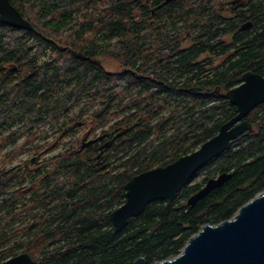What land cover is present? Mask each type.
Returning a JSON list of instances; mask_svg holds the SVG:
<instances>
[{"label":"trees","instance_id":"trees-1","mask_svg":"<svg viewBox=\"0 0 264 264\" xmlns=\"http://www.w3.org/2000/svg\"><path fill=\"white\" fill-rule=\"evenodd\" d=\"M9 1L34 30L0 23V149L25 135L2 164L29 149L42 161L0 172V262L25 252L37 264H154L264 191L263 102L245 118L251 129L173 200L148 203L118 232L110 219L134 175L191 153L235 115L220 95L243 73L264 76V0ZM249 17L253 29L241 30ZM77 107L82 136L43 158L72 130ZM47 129L57 140L36 145ZM223 172L222 186L186 205Z\"/></svg>","mask_w":264,"mask_h":264},{"label":"water","instance_id":"water-1","mask_svg":"<svg viewBox=\"0 0 264 264\" xmlns=\"http://www.w3.org/2000/svg\"><path fill=\"white\" fill-rule=\"evenodd\" d=\"M0 23L30 32L34 30L9 0H0ZM220 96L235 106V115L191 153L165 166L134 175L124 186V202L110 213L114 231H120L128 219L138 216L148 203L173 200L198 169L228 150L233 140L251 129L245 118L252 108L264 102V76L245 72L237 86ZM230 175L223 172L207 179L187 198L186 205L194 206L212 189L222 186ZM0 264L37 262L22 252ZM132 264H145V260L138 257ZM154 264H264V191L241 205L230 219L215 225H203L175 257Z\"/></svg>","mask_w":264,"mask_h":264},{"label":"rangeland","instance_id":"rangeland-1","mask_svg":"<svg viewBox=\"0 0 264 264\" xmlns=\"http://www.w3.org/2000/svg\"><path fill=\"white\" fill-rule=\"evenodd\" d=\"M223 16H225V17L229 16L227 11L223 13ZM183 46H187V43L183 44ZM206 57L207 56L204 55V56H201L200 59H203ZM221 60H222V58H213V61L215 64L219 63ZM100 62L107 71L114 72V71L119 70V66H118L117 62H115L114 60H112L111 58H109L107 56H101ZM211 67H213V65ZM85 109H88V108H85ZM85 109H82V110H85ZM84 117H85L84 115H80V109L78 107L70 110L69 118L74 119L73 127H72L71 131L74 133H72L71 131L68 132L66 139L60 144L59 148L45 154L43 158H49L50 156L54 155L55 153L59 152L60 150L67 148L70 145L69 144L70 141H73L77 136H82V134H83L82 123H83ZM68 120L69 119H67V121ZM61 127H63V126H61ZM101 135H102L101 130H98L96 132V137H99ZM58 137H59V132H57L56 129H53V130L47 129V134L44 135L43 133H41L39 135L38 139L35 141V144L38 146H41V145H44L46 143H49V144L54 143ZM24 138H25V135H23V137H21V139H19L15 145H8L7 147L0 149V172H2L4 170H11L12 168L34 169L36 164H38L42 161V159L39 158L40 151H38V150L36 151L34 149H29L28 151L23 152L20 155L16 156V158L13 161H8L7 163H5V165L2 164L4 155L12 152L11 150H13L15 148H19V146L22 144ZM64 142H65V144H63ZM99 144H101V143H99ZM202 176L201 175L198 176L196 178V181L200 180L202 178ZM215 176H217V175H214V177Z\"/></svg>","mask_w":264,"mask_h":264},{"label":"flooded vegetation","instance_id":"flooded-vegetation-1","mask_svg":"<svg viewBox=\"0 0 264 264\" xmlns=\"http://www.w3.org/2000/svg\"><path fill=\"white\" fill-rule=\"evenodd\" d=\"M169 0H165V2H168ZM239 3V4H245V5H248V4H250L251 3V0H226V4H230L231 3V7L234 5V4H236V3ZM253 25H254V18L253 17H249L247 20H245L244 22H242L241 24H240V29L241 30H246V31H249V30H252L253 29ZM0 177H1V175H0ZM20 253H22V252H19V253H17V254H20ZM16 254V255H17ZM16 255H14V256H16ZM11 257H13V256H11ZM11 257H9V258H11ZM8 258V259H9ZM7 260V259H6Z\"/></svg>","mask_w":264,"mask_h":264},{"label":"bare ground","instance_id":"bare-ground-1","mask_svg":"<svg viewBox=\"0 0 264 264\" xmlns=\"http://www.w3.org/2000/svg\"><path fill=\"white\" fill-rule=\"evenodd\" d=\"M184 187V186H183Z\"/></svg>","mask_w":264,"mask_h":264}]
</instances>
